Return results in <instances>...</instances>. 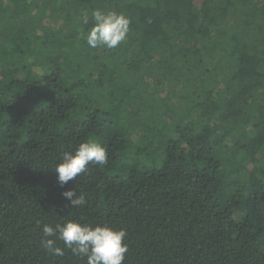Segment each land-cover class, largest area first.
<instances>
[{
    "label": "trees",
    "instance_id": "trees-1",
    "mask_svg": "<svg viewBox=\"0 0 264 264\" xmlns=\"http://www.w3.org/2000/svg\"><path fill=\"white\" fill-rule=\"evenodd\" d=\"M94 9L130 18L116 48ZM0 41V264H86L40 244L66 220L126 229L124 264H264V0H0ZM89 138L108 164L62 188Z\"/></svg>",
    "mask_w": 264,
    "mask_h": 264
},
{
    "label": "clouds",
    "instance_id": "clouds-1",
    "mask_svg": "<svg viewBox=\"0 0 264 264\" xmlns=\"http://www.w3.org/2000/svg\"><path fill=\"white\" fill-rule=\"evenodd\" d=\"M91 16L93 24L86 35L90 48L113 49L126 40L131 24L127 15L115 10L94 9ZM83 23H89L87 17ZM108 161L107 147L89 138L80 142L74 151L63 153L62 161L54 168L57 182L63 188L69 181L77 180L90 165L104 166ZM62 195L72 207H82L86 203L85 195L76 188L68 189ZM42 232L40 244L54 257H63L65 249H70L74 255L85 257L86 264H124L128 252L126 229L107 224L93 226L66 220L62 224H44ZM57 241H61L63 247Z\"/></svg>",
    "mask_w": 264,
    "mask_h": 264
},
{
    "label": "rangeland",
    "instance_id": "rangeland-1",
    "mask_svg": "<svg viewBox=\"0 0 264 264\" xmlns=\"http://www.w3.org/2000/svg\"><path fill=\"white\" fill-rule=\"evenodd\" d=\"M6 46L12 47L13 45L10 44V45H6ZM24 49L26 50L29 48H24ZM20 62H21V59L17 56V53H13L12 50L8 51L7 49H4V47L2 46V41H0V69L4 68L7 70L10 65H16V64L21 65ZM139 132H141V131L139 130Z\"/></svg>",
    "mask_w": 264,
    "mask_h": 264
}]
</instances>
